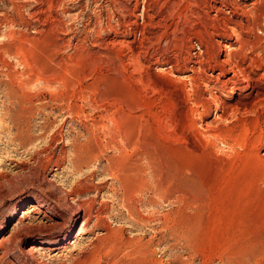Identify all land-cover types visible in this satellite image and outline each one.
I'll list each match as a JSON object with an SVG mask.
<instances>
[{
    "label": "rangeland",
    "instance_id": "374dc122",
    "mask_svg": "<svg viewBox=\"0 0 264 264\" xmlns=\"http://www.w3.org/2000/svg\"><path fill=\"white\" fill-rule=\"evenodd\" d=\"M227 1L0 0V264H264V15Z\"/></svg>",
    "mask_w": 264,
    "mask_h": 264
},
{
    "label": "bare ground",
    "instance_id": "6f19581e",
    "mask_svg": "<svg viewBox=\"0 0 264 264\" xmlns=\"http://www.w3.org/2000/svg\"><path fill=\"white\" fill-rule=\"evenodd\" d=\"M227 2H229V3H231V4H228V5H230V9H231V14H233L234 16H238L240 19L241 18H243V17H245V16H249L248 14H250V17L251 18H253V16H254V25H255V23H256V21L258 20V17L261 15H264V9H260V10H257V11H253L252 9L251 10H248V11H243L242 9H241V7L236 3V1H234V0H228ZM218 10V9H217ZM256 10V9H255ZM217 12H219V10L217 11ZM238 19H232L231 17H229V18H224V20L222 19V22L223 23H221V25H223V28H224V32L227 34V36H229V35H232V34H235V33H237V31L239 30V29H243V28H248V19L246 18V21H245V23H242V21H237ZM222 28V29H223ZM232 33V34H231ZM236 38H237V41H236V44L238 45V47H239V49H242L244 46H245V44L243 43V42H241V41H239V36L238 35H236ZM227 47V46H226ZM230 55V54H229ZM228 57V56H227ZM229 58V57H228ZM231 59V58H230ZM213 62H214V64H217L218 66H219V68H220V71L221 72H224L225 71V65L227 64V63H229V60H220V59H213L212 60ZM231 61V60H230ZM231 65H232V63H230ZM231 67V66H230ZM232 67H233V65H232ZM237 68H238V66H237ZM232 77H228L227 79H226V81H224L222 84H221V86H220V89L221 88H227V87H229V85L231 86V85H234V86H238V84H239V79H241V78H239V74L241 75V74H244V70L243 69H241L240 67L238 68V70L236 71V70H234V68H232ZM246 75V74H245ZM242 76H244V75H242ZM247 78L248 79H250V76L249 75H247ZM244 79V78H243ZM242 79V80H243ZM247 80V79H246ZM251 80V79H250ZM26 85V84H25ZM260 92V91H259ZM249 94V93H248ZM254 95H257V93L255 92V94ZM262 96H264V93H262V95H261V97H260V99L262 100ZM250 97V96H249ZM253 97V96H252ZM256 97V96H255ZM251 100H252V98H250ZM255 99H257V98H255ZM221 100V99H220ZM258 100V99H257ZM260 100V101H261ZM253 102V101H252ZM251 102V104L252 105H254L255 106V103L253 104ZM255 102V101H254ZM262 102H264V101H262ZM256 103H258L257 101H256ZM236 104H238V103H236ZM244 106H246L245 104H243ZM231 107V106H230ZM228 108V107H227ZM237 108L239 109V104L237 105ZM242 108H244V107H242ZM255 108V107H254ZM248 109V108H247ZM247 109H246V111H247ZM250 109V108H249ZM232 110V109H231ZM245 110V109H244ZM243 110V111H244ZM251 110H253L252 108H251ZM257 110V109H256ZM238 111V110H237ZM236 111V112H237ZM241 111H242V109H241ZM249 111V110H248ZM239 112V111H238ZM226 114H227V112H226V110L224 109L223 111H222V113H221V115H220V120L221 119H225L226 118ZM219 133V132H218ZM217 136H219L220 138H221V136L220 135H217ZM223 142H225L226 143V141H225V139L222 137V139H221ZM82 189V188H81ZM77 190V189H76ZM75 190V191H76ZM79 191V190H78ZM75 193V192H74ZM78 194H80V193H78ZM89 203V202H88ZM81 206V205H80ZM86 203H85V208H86ZM80 208V207H79ZM85 208H83V209H85ZM88 208V207H87ZM86 208V209H87ZM39 208H38V206L36 205V204H30L29 205V207H28V212H36V213H38L39 212ZM25 215V214H24ZM101 215V214H100ZM43 217L44 216H46V214L43 212V215H42ZM83 216V215H82ZM94 216V215H93ZM106 216V215H105ZM103 217V216H102ZM84 218V221H83V225H87L90 221H91V212L90 211H88V213H87V215L85 216V217H83ZM49 219L50 220H53V219H51L50 217H49ZM100 219V218H99ZM99 219H96V220H99ZM49 220V221H50ZM52 225H53V227H59V226H61V224L62 223H60V222H58V221H52ZM98 223V222H97ZM40 225V224H39ZM82 225V224H81ZM94 225H96V223L94 224ZM49 226H51V225H49ZM46 227H48L47 225H46ZM52 227V226H51ZM12 231V230H11ZM62 242L63 241V239H61L60 237H46V238H41V239H37V240H32V241H30V244H33V245H35V244H38V245H42V246H55L56 244H58L57 242ZM32 249H33V246L32 247H30L29 248V251H32Z\"/></svg>",
    "mask_w": 264,
    "mask_h": 264
}]
</instances>
